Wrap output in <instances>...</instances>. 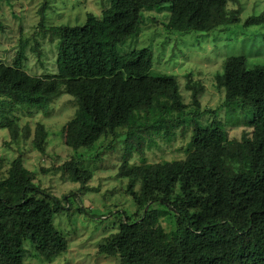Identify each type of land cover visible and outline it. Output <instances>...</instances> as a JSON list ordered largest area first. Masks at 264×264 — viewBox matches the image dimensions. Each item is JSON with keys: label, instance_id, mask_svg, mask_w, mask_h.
<instances>
[{"label": "trees", "instance_id": "trees-1", "mask_svg": "<svg viewBox=\"0 0 264 264\" xmlns=\"http://www.w3.org/2000/svg\"><path fill=\"white\" fill-rule=\"evenodd\" d=\"M166 5L167 21L146 16V10ZM46 8H41L40 26L58 38L57 72L30 74L22 44L11 62L0 63V129L16 142L33 136L41 155L59 159L48 150L44 123L34 129L21 126L13 114L35 108L46 112L63 92L70 94L77 109L63 124L62 136L73 155L57 169L81 187L59 197L35 182V172L21 155L5 173L0 160V264H25L27 241L36 248L48 235L64 236L55 216L75 210L79 202L81 213L87 210L84 191L94 174L84 161L100 158L120 140L125 150L118 177L136 207L113 213L119 225L98 246L97 255L112 257L116 264H264V64L229 55L217 74L228 116L247 117L252 128L238 139L229 136L216 110H204L213 118L201 121L204 87L191 73L186 76L190 109L177 75L153 73L152 50L119 52L143 24L209 33L241 23L240 0H111L77 25L47 26ZM254 25H264V12L247 17L242 27ZM187 121L192 124L187 155L147 161L146 150L156 135L171 139ZM136 153L140 162H133ZM165 214L171 230L163 223Z\"/></svg>", "mask_w": 264, "mask_h": 264}, {"label": "rangeland", "instance_id": "rangeland-1", "mask_svg": "<svg viewBox=\"0 0 264 264\" xmlns=\"http://www.w3.org/2000/svg\"><path fill=\"white\" fill-rule=\"evenodd\" d=\"M111 0H0V63L11 62L25 47L23 61L25 69L32 75H52L57 72L58 38L44 32L40 26L41 8H46V24H81L88 12L100 13ZM242 22L229 28L212 32H169L152 23L142 25L138 34L129 37L119 46V52L127 53L135 49L148 48L154 53L153 73H172L179 77L184 100L190 104L191 92L187 89V75L191 73L204 89L201 93V121L209 122L212 113L227 122L231 138H241L244 131H251L247 117H229L224 106L225 92L217 86V74L223 71L224 59L229 55H245L250 63L264 64V25H254L245 30L242 27L247 17L264 12V0H240ZM154 8L146 10V16L167 21L170 13ZM152 24V25H151ZM2 26V27H1ZM38 46V50H35ZM36 109V110H35ZM21 109L13 114L21 126L29 124L32 129L42 122L49 130L48 150L59 159L44 157L33 146L32 138L27 141H13L8 130L0 129V160L4 162V173L9 162L21 155L25 166L36 174L35 182L49 188L62 197L81 185L69 179L68 173L57 169L71 159L73 151L64 143L63 124L71 119L77 109L73 97L63 92L51 104L48 111ZM192 124H181L175 135L169 139L156 135L155 142L146 150L149 162L181 159L190 147ZM114 148L104 149L100 158L86 159L85 167L93 172V178L84 191L86 213L79 210H65L55 216L54 223L64 235H48V241L39 239L36 248L27 241L25 264H116V259L97 255L98 246L106 240L119 225L114 224L113 213L119 209L134 211L136 204L131 195L124 193L125 183L118 177V168L123 161L125 142L114 144ZM81 151V150H80ZM88 152V151H86ZM84 153V150L81 151ZM133 162H140L135 154ZM73 197V196H70ZM78 201V199H76ZM165 214L163 223L167 230L174 226ZM101 218V219H100Z\"/></svg>", "mask_w": 264, "mask_h": 264}]
</instances>
